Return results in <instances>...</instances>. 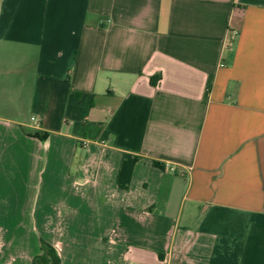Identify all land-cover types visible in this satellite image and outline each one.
Masks as SVG:
<instances>
[{
  "label": "crops",
  "instance_id": "1",
  "mask_svg": "<svg viewBox=\"0 0 264 264\" xmlns=\"http://www.w3.org/2000/svg\"><path fill=\"white\" fill-rule=\"evenodd\" d=\"M41 241L264 264V0H0V264Z\"/></svg>",
  "mask_w": 264,
  "mask_h": 264
},
{
  "label": "trees",
  "instance_id": "2",
  "mask_svg": "<svg viewBox=\"0 0 264 264\" xmlns=\"http://www.w3.org/2000/svg\"><path fill=\"white\" fill-rule=\"evenodd\" d=\"M40 244L42 248V254L35 257L32 261V264H60V260L54 249L43 241H41Z\"/></svg>",
  "mask_w": 264,
  "mask_h": 264
},
{
  "label": "built area",
  "instance_id": "3",
  "mask_svg": "<svg viewBox=\"0 0 264 264\" xmlns=\"http://www.w3.org/2000/svg\"><path fill=\"white\" fill-rule=\"evenodd\" d=\"M31 122H33V124H34V126L36 127V128H38L39 127V121L37 120V119H35V118H32L31 119ZM167 171H169V172H174V169L173 168H168L167 169Z\"/></svg>",
  "mask_w": 264,
  "mask_h": 264
}]
</instances>
